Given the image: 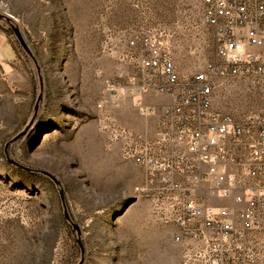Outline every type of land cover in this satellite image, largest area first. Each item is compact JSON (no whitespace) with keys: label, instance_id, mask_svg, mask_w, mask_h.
Here are the masks:
<instances>
[{"label":"rangeland","instance_id":"obj_1","mask_svg":"<svg viewBox=\"0 0 264 264\" xmlns=\"http://www.w3.org/2000/svg\"><path fill=\"white\" fill-rule=\"evenodd\" d=\"M0 31L16 51L0 65V264H190L105 130L153 122L128 99L107 103L104 81L131 71L130 42L150 35L180 76L203 71L214 43L202 0H0ZM213 102L264 113V77L223 80ZM254 249L264 264V240Z\"/></svg>","mask_w":264,"mask_h":264},{"label":"built area","instance_id":"obj_2","mask_svg":"<svg viewBox=\"0 0 264 264\" xmlns=\"http://www.w3.org/2000/svg\"><path fill=\"white\" fill-rule=\"evenodd\" d=\"M202 3L214 43L206 68L180 76L161 37L131 41L124 59L132 70L104 81L106 102L130 100L153 129L110 123L105 130L144 173L137 191L153 202L157 220L172 226L188 263L258 264L264 113L235 118L218 111L213 96L223 80L264 77V0Z\"/></svg>","mask_w":264,"mask_h":264},{"label":"crops","instance_id":"obj_3","mask_svg":"<svg viewBox=\"0 0 264 264\" xmlns=\"http://www.w3.org/2000/svg\"><path fill=\"white\" fill-rule=\"evenodd\" d=\"M14 60L16 56V51L14 46L10 43L5 33L0 31V58L6 61V58L11 56Z\"/></svg>","mask_w":264,"mask_h":264},{"label":"water","instance_id":"obj_4","mask_svg":"<svg viewBox=\"0 0 264 264\" xmlns=\"http://www.w3.org/2000/svg\"><path fill=\"white\" fill-rule=\"evenodd\" d=\"M14 30H15V34H16V36H17V38H18L20 44L22 45V47H23L27 52H29V50H28V48H27V46H26V44H25V42H24V40H23L21 34L19 33V31H18L17 29H14ZM36 110H37V106H36ZM7 158H8V161H9L11 164H13L14 166H16V167H18V168H20V169L26 170V171H29V170H30L29 168H27V167H25V166L19 164L18 162H16V161L10 159L9 157H7ZM49 177H50L51 179H53L51 176H49ZM55 182H56V181H55ZM56 183H57V182H56ZM57 184H58V183H57ZM61 197H62V199H63V193H62V192H61Z\"/></svg>","mask_w":264,"mask_h":264}]
</instances>
